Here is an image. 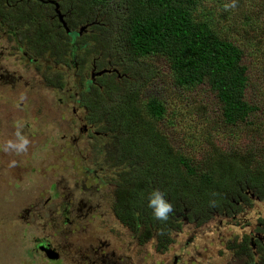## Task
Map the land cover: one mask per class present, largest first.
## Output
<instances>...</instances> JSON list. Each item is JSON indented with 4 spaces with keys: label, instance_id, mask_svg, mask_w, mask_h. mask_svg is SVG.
<instances>
[{
    "label": "rangeland",
    "instance_id": "obj_1",
    "mask_svg": "<svg viewBox=\"0 0 264 264\" xmlns=\"http://www.w3.org/2000/svg\"><path fill=\"white\" fill-rule=\"evenodd\" d=\"M77 2L84 4V12H81L84 18L98 17L103 30L110 24L113 26L109 30L117 28L115 21L122 9H117L115 14L116 10L110 7H96L86 0ZM231 2L198 0L193 15L196 20L211 19L219 34L234 40L243 49V62L248 67L251 83L249 99L261 109L255 118L259 127H256L253 148L249 150L255 151V155H264V0H236L235 8L225 9V4ZM100 9L103 14H93ZM21 15L29 20L33 14ZM13 20L11 23L7 19L6 26H16L21 21ZM24 22L21 29L27 26ZM1 34L0 264H264V251L263 259L258 260L249 241H245L257 217L264 216V198L253 201L242 216L216 214L199 225L179 216L183 228L172 237L174 242L164 253L156 249L153 239L143 243L131 240L111 211L113 184H100L95 173L88 177V167L81 162L89 154L86 150L93 145L94 138L87 132L84 117L87 112L81 113L84 106L77 104L78 108L73 101L72 88L76 87L72 77L76 81L77 77L71 70L58 66V62H65L61 56L43 59L41 70L35 65H25L22 58L11 51L12 43L5 41ZM112 39L109 35L108 39L93 45L94 54L102 58L112 56ZM26 60L29 62L28 58ZM54 61L58 68L48 70L46 65ZM126 61L135 66L138 83L119 99L117 112L121 110V119L126 118L130 101L134 108L142 111L136 121L125 120L127 127L131 122V130L127 132L135 145L147 142L156 150L162 139L193 165L200 166L212 144L228 146L238 136L242 138L251 131V125L223 124L216 98L209 94L206 86L178 85L167 60L161 56ZM59 70L66 73L62 77L67 81V90L58 89L61 92L56 93L44 76L56 82L60 79L57 78ZM60 96L64 97L63 102ZM151 99L164 105L161 120L146 114L145 104ZM79 121L84 124L81 126ZM80 126L82 136L78 132ZM17 133L29 140L27 150L5 151L9 141H18ZM116 153H120L117 148ZM115 167L110 168L107 179L113 177ZM83 184L86 189L93 188L95 198L85 199L86 206L79 210V190ZM76 187L75 198H71L69 189ZM90 203L94 212L86 209ZM64 211L66 220L62 215ZM41 241L61 246V257H49L41 249ZM174 256L176 262H173Z\"/></svg>",
    "mask_w": 264,
    "mask_h": 264
},
{
    "label": "trees",
    "instance_id": "obj_2",
    "mask_svg": "<svg viewBox=\"0 0 264 264\" xmlns=\"http://www.w3.org/2000/svg\"><path fill=\"white\" fill-rule=\"evenodd\" d=\"M54 1L60 2L62 8L70 9L75 16H81V12H84V4L78 3V0ZM86 1L96 7L115 9V14L117 9H122L115 21L117 28L109 30L113 26L110 24L99 32L104 40L109 35L113 37L111 49L114 51V63L127 65L129 80L122 79L117 83L112 80L98 87L88 78L82 82V86L75 84L76 89L72 90L78 94L73 100L76 107L77 104L83 105V111L88 113L84 115L87 126L98 132L89 133L94 138L93 145L88 148L89 154L94 155V167L90 173H95L98 182L104 186L113 184L111 211L124 225L128 236L137 243L153 239L156 249L164 253L174 242L172 237L183 228L179 216L199 225L216 214L228 217L244 215L247 206L264 198V155H255V151L249 150L253 148L251 145L255 140L256 127H259L255 118L261 109L249 99L251 83L248 67L243 62V49L234 40L219 34L211 19L194 18L193 12L198 0ZM103 12L100 9L93 11V14ZM2 14L12 16L15 21H25L27 25L21 29L24 24H17V29H12L4 37L5 41L12 43L11 51L21 57L23 62L32 66L44 64L42 59L69 51L67 38L63 37L66 42L64 45L61 38L57 39L50 23L30 27V22L21 15V9L4 11ZM14 35L20 38L16 39ZM78 35L75 29L69 33V41L73 39L74 42L76 39L78 42V46L73 45L74 49L81 46L82 37ZM152 55L167 60L178 85L206 86L209 94L216 98L223 124L230 127L251 125V131L242 138L238 136L228 146L212 144L200 166L193 165L189 159L170 148L167 142L163 143L162 139L156 150H152L147 142L135 145L131 134L127 132L131 130V122L127 127L125 120L136 121L142 111L134 108L130 101L128 110L126 108V118L121 119V110L117 112L119 99L138 83L135 66L129 65L126 60H138ZM58 63L63 70H71L72 74L78 72L73 64L69 66ZM56 64L54 61L46 65V68L51 71L53 67L56 70ZM78 69L83 70L81 65ZM40 75L43 76L42 72ZM62 75L66 76V73L59 70L57 78L60 79L56 82L44 76L56 93L61 92L58 89L67 90V81ZM72 80L76 83L75 78ZM63 98L60 96L59 100L64 101ZM145 106L146 114L154 120H161L165 114L164 105L154 99L149 100ZM115 147L120 153H116ZM114 165L116 170H112L113 177L107 179L106 175L110 174V168ZM155 189L165 193V198L173 205L167 221L155 219L153 210L148 206L149 196ZM172 232L176 233L172 235ZM263 236L264 216H259L251 235L245 239L253 247L258 260L263 259Z\"/></svg>",
    "mask_w": 264,
    "mask_h": 264
},
{
    "label": "flooded vegetation",
    "instance_id": "obj_3",
    "mask_svg": "<svg viewBox=\"0 0 264 264\" xmlns=\"http://www.w3.org/2000/svg\"><path fill=\"white\" fill-rule=\"evenodd\" d=\"M45 3H48L49 5H46ZM20 9L23 12V14L24 13L33 14L28 20L30 23L27 22L30 24V27L32 25H34L35 27V25L37 24L50 23V25H53V32H56L57 34L56 35L57 39L61 38L64 45L66 44L64 38L65 37L67 38L68 41L67 45L69 51L66 53H64L63 51L60 53L58 52L56 53V56L60 55L63 60L65 59V62H63V64H67L69 66H72V64L75 65V68L76 70H78V72L76 71L73 74L75 77H77V81L76 83H74V85L76 84L82 86L81 85L82 82H84V80L88 78L92 80V84H95L98 87H102L104 83L112 82V80H114L116 83L122 81V79L129 80L130 76H128L127 74V65L115 64L114 56L108 55L106 56L107 58L105 57L102 58L100 55L94 54V49H92L93 45H97L98 42L104 41L103 37H100L99 30H103V29H101L102 26L99 25L101 22L100 19H98V17L84 18L83 16H75V14L70 9L62 8L61 3L56 2L54 0H0V14H1L0 32H2L1 35L6 36L11 32L12 29H17V27L14 25L13 26L9 25V27L6 26L7 19H9V22L12 23L13 17L3 16L2 13H4V11L13 12ZM60 29L62 34H60ZM74 29L79 32L78 36L82 37L81 46L78 49L73 48L74 44L78 46V42L75 41L76 39H74V42L72 41L73 39L71 40V42L69 41L71 39L69 33L71 32V30L74 31ZM96 31L98 32L97 35L95 34ZM12 34L14 33L12 32ZM15 48H17L16 45ZM22 53L23 55L27 56L25 52L22 51ZM33 61H37V60L34 59ZM23 63L27 65L26 62ZM79 65L82 66L83 70L78 69ZM35 66L39 68L43 66V63H40L39 65H35ZM72 79H74V77ZM74 92L75 93L73 97L76 98L78 94L76 91ZM81 113H84V111ZM79 123L81 124V126L84 124L82 121H79ZM81 126L78 129V132L81 133L80 136H82L81 130H83ZM87 127L89 129L87 132L98 134V132L91 129L92 128L91 126H87ZM80 136L77 138H80ZM86 151L88 154L89 153L88 149ZM92 157L93 156L88 154L85 157V160L81 161L84 167H88L86 169L87 170L86 174L88 175V177L92 175L90 173V170L94 167V162ZM84 189L86 188H84V184H83V186H81L79 190V194L81 195V197L79 198L81 203L80 207L78 208L79 210L83 209V205L86 206L84 202L85 199L94 200L95 198L92 196L93 188L86 189V192L82 191ZM77 190H78L77 187L75 189L73 188L69 189V193H71V198H75V191ZM93 207H94L93 204L90 203V205L87 206L86 209L88 210V212H90V210L92 209L91 212H94ZM64 213L65 211L62 213L63 217H64ZM40 243L43 244L44 246L45 245L47 246L48 252L56 255L57 257L58 256L61 257V252H62L61 246H58V244L55 246H51L50 243L44 241H41ZM47 251L44 252L47 253ZM174 258L175 260L173 262H176L177 257L174 256Z\"/></svg>",
    "mask_w": 264,
    "mask_h": 264
},
{
    "label": "clouds",
    "instance_id": "obj_4",
    "mask_svg": "<svg viewBox=\"0 0 264 264\" xmlns=\"http://www.w3.org/2000/svg\"><path fill=\"white\" fill-rule=\"evenodd\" d=\"M236 0H232L230 4H225V9L235 8ZM18 141H9L5 146V151L9 149L15 150L17 153H21L27 150L29 140L17 133ZM15 162H13L14 164ZM148 206L153 210V216L160 221H167L169 214L173 211V205L165 198V193L159 189H155L149 196Z\"/></svg>",
    "mask_w": 264,
    "mask_h": 264
},
{
    "label": "water",
    "instance_id": "obj_5",
    "mask_svg": "<svg viewBox=\"0 0 264 264\" xmlns=\"http://www.w3.org/2000/svg\"><path fill=\"white\" fill-rule=\"evenodd\" d=\"M41 249H44V251H47V246L45 245H41ZM47 255L49 256V257H51V258H57V257H55V255L54 254H51L50 252H48L47 251Z\"/></svg>",
    "mask_w": 264,
    "mask_h": 264
}]
</instances>
